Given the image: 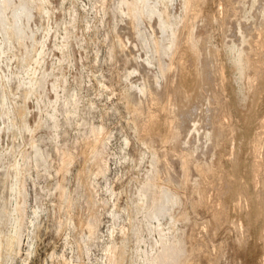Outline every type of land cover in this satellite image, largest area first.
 I'll return each mask as SVG.
<instances>
[{"label":"rangeland","instance_id":"obj_1","mask_svg":"<svg viewBox=\"0 0 264 264\" xmlns=\"http://www.w3.org/2000/svg\"><path fill=\"white\" fill-rule=\"evenodd\" d=\"M6 1L0 264H264V0Z\"/></svg>","mask_w":264,"mask_h":264},{"label":"bare ground","instance_id":"obj_2","mask_svg":"<svg viewBox=\"0 0 264 264\" xmlns=\"http://www.w3.org/2000/svg\"><path fill=\"white\" fill-rule=\"evenodd\" d=\"M9 1H11V0H7L6 1V3H7V5L9 4ZM11 3V2H10ZM128 4V3H127ZM126 4V5H127ZM186 6H187V15H186V17H185V19H184V27H186V26H188V29H189V24H188V22L187 21H185V20H188V17H189V13L188 12H190V10L193 8V0H186ZM193 10V9H192ZM25 11L27 12V16H30V13H29V11L27 10V9H25ZM193 14V13H192ZM189 19H190V17H189ZM181 39V37L179 36V34H178V36H177V38H176V40H175V44L178 46L179 44H180V42L181 41H179ZM150 88V87H149ZM144 93H149L150 94V96H151V98H152V100H156L157 101V96L155 95V93L152 91V90H150V89H148V87H147V84L146 83H144V85H143V90H142ZM154 93V94H153ZM148 94V95H149ZM169 97L171 98V95L169 94ZM169 98V99H170ZM171 101V100H170ZM157 104V103H156ZM155 113V112H154ZM151 118V119H153L154 117H155V115L151 112V113H149V115H148V118ZM100 137V136H99ZM100 144V143H99ZM257 161V160H256ZM257 162H259V161H257ZM262 164V163H261ZM260 164V162L258 163V164H255V166L257 165V173L258 172H260L261 170H260V167L262 168V165ZM255 169V168H254ZM169 201H171L170 199H169V195H166V200H165V203H168ZM173 202H174V200H172ZM176 202V201H175ZM163 204V203H162ZM154 212H156V210H154ZM175 248H174V246H167L166 248H165V250H164V252L162 253V255H161V257L158 259V263L159 264H169V263H171V261H172V259H173V257H174V255H175V250H174Z\"/></svg>","mask_w":264,"mask_h":264}]
</instances>
